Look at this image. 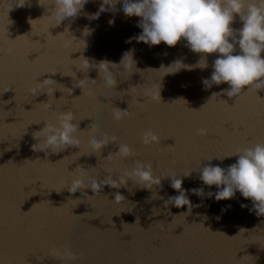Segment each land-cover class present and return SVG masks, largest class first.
Instances as JSON below:
<instances>
[{
  "label": "water",
  "instance_id": "95a60500",
  "mask_svg": "<svg viewBox=\"0 0 264 264\" xmlns=\"http://www.w3.org/2000/svg\"><path fill=\"white\" fill-rule=\"evenodd\" d=\"M18 2L0 0V264H264V216H257L251 200L239 192L228 200L208 197L216 187L198 178L199 167L227 168L235 163L238 148L264 143V90L246 87L230 98L228 84L206 89L202 81L210 79L215 53L207 55V68L163 76L161 65L179 60L195 66L202 54L192 52L184 40L175 47L137 42L140 18L126 17L122 0L98 19L90 17L101 0H88L76 17L58 26L50 15L51 0H26L23 7ZM232 27H242L238 16ZM129 50L135 69H114L113 88L105 86L96 68L83 69L84 58L90 64L107 60L119 65ZM233 54H239L238 47ZM36 77L37 82L50 78L57 83L51 85L58 88L52 98L43 91L30 93ZM80 79H85L83 90L77 86ZM159 90L161 102L152 98ZM47 101L52 104L48 110L43 106ZM115 108L129 114L116 121ZM69 109L83 131L77 133L79 148L34 151L38 140L33 133ZM94 123L99 126L95 137ZM200 128L208 135H197ZM148 129L158 135L159 144H142ZM101 134L115 136L117 143L93 153L90 141ZM120 143L134 155L106 160ZM137 159L152 164L160 187L145 189L128 179L119 188L103 186L98 195L91 188L75 194L67 190L71 171L86 183L91 178L100 182L108 175L123 176ZM190 170L196 171L184 177ZM168 176L181 178L185 190L204 188L203 196L187 193L199 205L191 214H181L187 206L166 205L178 195ZM117 192L125 199L114 202ZM65 249L77 259L55 255Z\"/></svg>",
  "mask_w": 264,
  "mask_h": 264
},
{
  "label": "clouds",
  "instance_id": "9594fccd",
  "mask_svg": "<svg viewBox=\"0 0 264 264\" xmlns=\"http://www.w3.org/2000/svg\"><path fill=\"white\" fill-rule=\"evenodd\" d=\"M25 2L26 0H19L16 5L23 7ZM87 2L88 0H51L49 5L54 7L51 9L50 15L56 17L55 26H58L66 18L76 17ZM120 2L121 0H101L98 11L90 18L98 19L100 13L114 9L115 5ZM122 2L123 13L126 17L140 18L137 26L142 29V32L134 38L137 42H143L149 46H157L163 42L168 47H175L178 42L184 40L192 52L202 54L200 61L195 66L185 65L179 60L167 67L161 65L159 71L164 73L163 76L174 74L181 69L207 68V55L215 53L217 58L212 65L213 72L210 79L202 81L206 89L211 88L213 84H228L229 89L225 90V94L230 98L240 95L246 87L247 90L255 93L257 90H264V56L261 55L264 53V0H122ZM105 5L108 8H105ZM237 16L242 22V27L234 29L232 24ZM113 23L114 21H109V24ZM85 31L88 34V30L85 29ZM237 47L239 54L234 55ZM84 61V71L90 67L96 68L105 81V86L112 88L117 83L113 75L114 69L123 68L124 71L132 73L136 64L131 50L123 54L119 65L107 60L93 64H90L85 58ZM50 73L55 74L56 71ZM43 74L41 73L39 76ZM37 77L35 87L29 89L30 93L38 95L43 91L52 98L53 91L58 88L51 87V85L57 83L50 78L37 82ZM72 77H75L74 72ZM78 81L77 86L83 90L85 79ZM92 81L96 83L95 80ZM45 89L48 90L45 91ZM214 95L217 94L213 93L212 96ZM152 98L161 102L160 90ZM43 106L46 110L52 108V104L48 101L43 102ZM128 114L127 110L115 108L112 115L114 120L120 121ZM73 121H77L76 113L71 109L57 112L54 122L44 121V127L33 133L34 139L38 140V143L32 146L33 150L51 149L53 153H57L70 146L79 148L81 140L77 133L83 131H78V123ZM98 131L99 126L94 123L91 126L93 137ZM197 135L207 136L208 130L200 128L197 130ZM141 142L147 147L159 144L160 138L151 129H148L143 133ZM109 143L116 144L117 138L101 134L100 139H91L90 147L93 153H100L101 149ZM133 155L132 149L127 144L120 143L118 151L114 154L110 153L106 160L111 161L113 156L127 159ZM232 156H236L237 159L227 168L212 164L199 167L198 178L203 185L209 188L215 186L217 189L215 193L209 191L207 196H214L216 201H221L232 199L236 192H239L243 198L251 200L252 210L257 216H264V143L238 148ZM193 171L196 170L187 171L183 176L190 177ZM70 173L72 179L67 185V190L72 194L82 192L85 188H91L93 193L98 195L103 186L119 188L125 185L128 179L142 185L145 189H152L154 186L158 188L161 185V177L153 175L152 164L139 159L134 161L131 171H126L123 176L116 179L108 175L100 182L91 178L90 182L86 183L84 178L76 175L75 170ZM168 177L171 178V188L178 195L170 196L165 202L166 205L171 204L176 208L187 206V212L181 214H191L192 208L199 207V205H193L187 193L203 196L204 188L185 190L182 187L183 180L181 178ZM123 199H125L124 196L117 192L114 202H120ZM241 207H245V205L242 204ZM137 223H139V218L136 220ZM55 255L60 259L65 257L69 260L77 259L76 255L67 249L63 253L56 251Z\"/></svg>",
  "mask_w": 264,
  "mask_h": 264
}]
</instances>
